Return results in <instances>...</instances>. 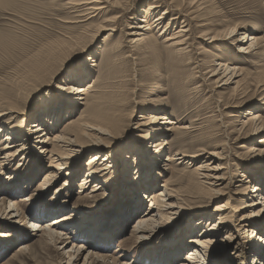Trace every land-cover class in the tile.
Listing matches in <instances>:
<instances>
[{"label":"rangeland","instance_id":"1","mask_svg":"<svg viewBox=\"0 0 264 264\" xmlns=\"http://www.w3.org/2000/svg\"><path fill=\"white\" fill-rule=\"evenodd\" d=\"M99 6V10H94ZM150 6L156 7L148 13L151 30L143 42L136 44L137 36L131 33L138 31L134 27L147 16ZM160 17L164 20L156 22ZM206 20L210 25L201 29ZM242 26L250 30L249 35L261 38L262 55L239 53L241 46L249 44L238 41L244 32ZM187 29V33L180 32ZM236 29L239 35L230 36ZM225 64L240 69L231 80L233 83L231 72L225 76L221 70L213 76V71ZM86 65L90 71L79 75L78 71ZM262 71L264 0H0V125L8 123L22 131L26 129L28 140L38 143L28 161L22 155L13 156L15 152L11 151L8 164L0 166V182L10 186L14 183L11 190L0 191V264H69V250L85 241L74 239L76 232L70 231L65 245L51 244L48 235L32 232L30 224L34 218H41L42 225L55 218H42L46 209L55 204L60 211L58 217L64 215L62 209H67L76 211L74 220L79 224L97 219L92 225L94 232L99 230L97 224L106 223L100 229L105 231L102 234L112 233L110 243L85 253L100 257L98 264H139L148 251L158 259L160 247L168 245L173 239L170 234H176L179 226L183 227L184 243L188 242L189 247L170 264L185 263L186 254L195 249L191 240L209 229L212 219L224 222L218 246L202 252L208 262H252L251 246L256 245L252 243L256 238L251 239L256 229L252 225L264 227V213L254 216L247 230L241 229V217L260 207H247L252 203L249 195L255 183L244 184L240 176L245 173L246 179L250 177L253 182L264 168V127L257 133L244 126L250 116L246 112H258L264 106V87L256 88ZM220 77H224L223 81ZM98 78L90 103L100 99V107L89 109V105H81L83 101L74 97L76 108L59 115V104L70 100L57 99L55 93L67 95L69 87L80 83L85 86ZM69 79L74 83L69 85ZM226 80L229 83L223 85ZM245 80L254 86L246 85ZM152 113L166 114L187 129L182 135L164 131L152 139V131L143 125L147 120H142V116ZM261 114L264 117V112ZM82 116L88 123L102 122L108 127L104 128L107 135L101 144H80L65 159L45 152V146L52 149L51 143L42 144L31 127L37 121L35 117L46 119L47 133L54 139L62 131L75 130L77 124L75 128L68 125L73 120L80 122ZM52 117L54 122L49 120ZM163 136L171 143L161 156L158 154L159 159L150 154L141 162L143 157L138 159L136 148L153 151L151 146L166 138ZM3 142L4 139L0 141V155L6 152L2 150ZM252 148L256 150L251 151ZM98 152L103 158L110 156L105 163L111 166L109 173L99 178V187L103 188L93 193L94 183L85 186L82 182L87 169H97L90 162ZM183 153L200 157L196 161L188 158L185 162H167ZM149 161L158 162L161 167L153 172L155 184L147 187L150 174L144 164ZM203 162L220 167V181L215 188L220 194H210L196 178L194 170ZM77 166L84 171L73 177L69 196L65 190L59 194L62 197L55 199L56 190L71 179L65 175ZM35 169L39 170L34 172ZM48 172L57 178L49 188L42 183ZM10 176L21 180L12 181ZM124 182L130 183L128 190ZM240 184L244 187H237ZM165 185L179 204V216L174 222L161 218L159 232L152 234L150 240L139 238L134 226L148 210L155 193L165 190ZM135 194L143 203L139 209L132 206ZM26 195L30 200L19 201L25 200ZM13 203L18 205L21 217H10L7 212ZM222 205L227 206L218 211L216 208ZM122 211H126L123 230L108 231L111 227L117 230L113 226L116 223H111ZM205 214L212 219L206 218L201 230L193 234V223ZM180 222L184 223L179 225ZM62 230L58 229V233ZM261 238H257L258 242ZM260 247L264 250L262 239Z\"/></svg>","mask_w":264,"mask_h":264},{"label":"bare ground","instance_id":"2","mask_svg":"<svg viewBox=\"0 0 264 264\" xmlns=\"http://www.w3.org/2000/svg\"><path fill=\"white\" fill-rule=\"evenodd\" d=\"M96 8V7H95ZM99 8H101L100 6L94 10H99ZM91 9V8H90ZM156 9V7H152L150 6L149 10L147 11V16L144 17L143 19L139 20V25L134 27L135 29H137L138 31H135L133 33H131L132 35L137 36V38L134 39V43H141L145 40V34L151 30V23H150V17L149 16V12H152ZM93 13V11H92ZM167 13V12H166ZM151 14V13H150ZM220 14V12H219ZM167 15V14H166ZM163 21L164 18L160 17L159 19H157L156 22H160ZM208 20L203 22V26H201V29H204L206 27H208L210 24H208L207 22ZM155 22V24H156ZM172 22V21H171ZM162 23V22H161ZM207 23V24H206ZM172 24V23H171ZM186 24V23H185ZM158 25V24H157ZM161 26V25H160ZM186 26V25H185ZM153 27V26H152ZM184 28V26H183ZM188 28V27H187ZM158 29V28H157ZM167 29V28H166ZM185 29V28H184ZM242 30L244 31L241 35H240V39L238 41H240L239 43L243 44V43H248L247 47H240L238 49L239 53L241 54H248V55H262L259 53V50L261 49L260 45H261V38H259L257 35L255 34H248V32L250 30H248L246 27L242 26ZM189 30H182L180 31L181 33L184 34L187 33ZM237 29L230 33V36H234L235 34L239 35V33H236ZM161 34V33H160ZM207 34V33H206ZM160 37V36H159ZM236 37V36H234ZM238 37V36H237ZM174 39V38H173ZM168 40V39H167ZM170 41L172 40V38L169 39ZM168 40V41H169ZM214 41V40H213ZM180 45V44H179ZM94 62V61H92ZM95 64H92V66H94ZM96 66V65H95ZM224 71L223 74L226 76V74L230 73L232 74L230 81L233 79V77H236V75L240 72V69H238L236 66L230 67L228 65H221L220 69L213 71V76H217L218 72L220 71ZM90 70L87 68V65L83 68H81V70L78 71V74H86L88 73ZM224 77H220L219 80L223 81ZM248 80H245V83ZM226 83H229L227 80L225 81V83L223 85H226ZM230 83H233V81H231ZM99 84V78L96 79L94 82H90L88 84H86L85 86H80L79 85H73L71 87H69L70 91L68 92L67 95H72V97L76 98L78 101H83V103H81V105H89V109L95 108V107H100L102 104V100L100 99H96L94 102L90 101L93 99V96L90 94H92L95 89L97 88V85ZM238 84V83H237ZM246 85L249 86H254L250 83H246ZM262 87H264V71L260 72V76L258 77V81L256 82V88L257 89H261ZM73 89H75V91L73 92ZM73 98L68 101L67 104H62L60 103V110L59 112L62 113H57L59 115H62L63 113H68V112H72L73 109L76 108L75 103L73 102ZM89 98V100H88ZM85 102V103H84ZM89 104H86V103ZM88 109V110H89ZM102 111V110H101ZM262 112H264V106L260 107L258 112H252V111H247L246 113H249V117H247V121L245 122L244 126H249L250 129H256L257 133H259L262 128L264 127V117L262 116ZM84 115L85 112H82ZM55 117L57 119H59V116ZM108 117V115L106 116V118ZM39 117H35L34 119H36L37 121L31 125V127L33 128V132H35V134H39V138L42 139V144H48L51 143L50 145L52 146V149H48L47 146H45L44 151L49 153L50 156H58L60 158L63 157V159H65L69 154H74V151L76 150L77 146H79L80 144H101L99 142H103V136H106L107 134L104 131V128H108V127H104V125H102L103 123L100 122L99 120H97L95 122V124L93 123H88L84 121L83 116L79 119L80 122L76 123V120H73L72 122H70V124L68 126H73L72 128H75V124H77V128H75V130H66V131H62L61 134H57L55 136L54 139H51L49 134L47 133V128L45 125V121L41 120L40 118L37 119ZM50 121H55V119L49 118ZM142 120H147L146 124H143L147 127H149V129L152 131L153 135H152V139L156 138L159 135H163L164 131H170V132H176L178 134H183V130H186L187 127H180V122L176 119H172V118H168L166 114H160V113H152V114H148V115H144L142 116ZM244 123V122H243ZM54 124V123H53ZM164 125L165 127H167V129H164ZM189 129V128H188ZM28 130L26 132L20 130V127L18 126H13L11 124L5 123V124H1L0 125V139H4V148L2 150H5L6 152L0 155V166H2L3 164H8V156H10L11 151L15 152V154L13 156L16 155H22L23 159H25L26 161H28V159H31V155L33 153H35V149L38 148V143L37 142H31L28 140V136H27ZM256 133V134H257ZM4 136H6L4 138ZM102 136V137H101ZM164 138L166 136H163ZM45 138V139H44ZM2 139L0 141H2ZM94 140H99L97 143L94 142ZM52 142H55V144L53 145ZM171 143V141H169V139L166 137L165 139L159 140L157 142H155L152 146L151 149H153V151L147 150V149H140V148H136L137 149V153L139 154V158L140 157L143 159L141 160V162H144L147 158H150V154H153L154 156L157 157V159H159V157L163 154V151L165 150L166 145H169ZM36 144V145H34ZM49 145V147H51ZM100 146V145H99ZM104 146V145H102ZM144 146V145H143ZM255 147V146H253ZM129 149V148H128ZM49 150V151H48ZM256 148H252L251 151H255ZM101 152H98L97 154H95L94 156L91 157V166L94 164L93 167L97 166V169H87V173L85 174V179L82 182V185L88 186L89 184H93L94 183V189H91V192H96L101 190L102 188L99 187L100 183H102V181L99 180V178H102L103 176H106L109 172L107 170H109L110 168V164H106L105 162L107 160H109L110 156H105L103 158V156L101 155ZM131 154V153H130ZM135 154V153H134ZM158 154H160V156H158ZM5 155V156H2ZM153 156V157H154ZM176 156H178V158H176ZM259 156V155H258ZM199 155H188L186 153L183 154H176L174 156H172L171 158H168L167 162H173V161H183L185 162L188 158L191 160H198L199 159ZM194 158V159H193ZM3 159V160H1ZM135 159V158H134ZM154 159V158H153ZM155 158V160H157ZM105 160V161H104ZM137 160V159H136ZM137 163L139 162V160L136 161ZM39 165V163H37ZM183 164V163H182ZM147 166L146 170H149V182H148V186H152L155 184V174L153 172H155L156 170L160 169V164L157 163H152L151 161H149V163L144 164ZM211 163H201L200 165L197 166V168L194 170V174L196 176V178L200 181V184H202L203 186H205L206 188H208L211 193L213 195H217L220 194L221 192L216 191L215 188L218 187V182L220 181V177L218 176L217 172L218 170H220V167H210ZM40 166V165H39ZM149 166V168H148ZM90 167V166H89ZM59 169V168H58ZM62 169V168H61ZM36 170L39 169H35L34 172ZM71 170H73V172L67 173L65 175V177H71V179H67L63 182V186H61L60 188H58L55 192V196L54 198L56 199L58 196L60 198V196L62 197V194L59 195L60 193L64 192L65 190L67 191L66 193V197L69 196L70 193V187L72 186V179L74 176L79 175L82 171L80 166H77L75 168H72ZM147 173V174H148ZM46 177L43 180V184H45L48 188L57 181L56 176L52 175V173L48 172L45 174ZM258 176L256 178H253V182H252V178H247V175L244 173L242 174L241 177V182L244 184H250V183H255V186L253 187V190L251 192V194L249 195L250 199L252 200V203L250 205H247V207H249V209H252L254 207H260L257 211L256 210H252V211H256L255 213H250L248 215L242 216L241 217V229H245L247 230L248 226L254 222L253 217L257 216V215H261L262 213H264V168L260 169L259 174H257ZM10 180H14L19 182V180H21V178L19 177L18 179L16 178H12L11 176L8 178ZM30 181L27 182V184H29ZM0 191L1 192H6L9 191L10 187L14 184H12L11 186L7 183L2 184L0 182ZM97 184V185H96ZM124 184H126V182H124ZM130 183L126 184L125 189L128 190V186ZM244 184H240L237 187H244ZM13 187V186H12ZM28 187V186H27ZM44 187V185H43ZM99 187V188H98ZM15 188V187H14ZM165 190H160L158 192H156L155 194H157L156 196H154L152 198V200L150 201V206L148 208V210L140 216V218L138 219V223L137 225L134 226V231L135 234L139 237V238H144V239H149L150 240V236H152V234H155L157 231L159 232V228H157L158 224L161 225L160 223L162 222L163 217H167V219L169 220V222H174L180 213V209H179V204L178 202H176L174 199L175 197H173V195H171L170 193H168L167 191V185L164 186ZM16 189V188H15ZM130 189V188H129ZM11 190V189H10ZM130 191V190H129ZM207 191V190H206ZM128 192V191H127ZM81 193V192H80ZM85 192H83L82 194H84ZM159 193V194H158ZM131 195V192L129 194V196ZM153 195V194H152ZM29 196L26 195L24 196L23 199L25 200H19L21 202H25L30 200V198H28ZM64 197V196H63ZM58 198V199H59ZM256 199L258 201H256ZM56 201V200H55ZM131 202H133V207H135L136 209L141 208L142 206V200H140L137 195L135 194V197L131 200ZM15 203V202H14ZM9 205V211L11 215L10 217H21V213L20 210L18 208V205L15 204ZM57 203V202H56ZM130 204V203H129ZM54 207L50 210L46 209V213L42 214L43 217L45 219H49L51 217H55L49 221H47L46 223H44L43 225L40 224L41 218H34L30 221L31 224V228H32V232H36L38 233H45L46 235L49 236V241L52 244H56V245H65L68 241V237H66L67 234L70 235V231L76 232L75 235L73 236L74 239H82L85 242H83L80 246L77 247H73L71 251V259L69 264H80L82 262V264H98L100 262V257H95L92 256L90 254H85L86 252H90V250L92 249V247H98V246H107L113 235L112 233H104L102 234L104 229H100V228H105L106 227V223L104 221H101L99 224H97V226L99 225V230H97L96 232L93 231V228L97 221L93 220L94 222L91 223H84V224H79L78 220H74L75 218H77V216H74L76 213V211L73 210H67L65 209L62 212L64 213V215L59 216V212L57 209V204L53 205ZM225 206L227 205H222L217 207L216 209L218 211L222 210L223 208H225ZM261 212V213H260ZM124 213H126V211H122L121 214L119 216H116L115 218H113L112 221V225L114 227L117 228V230L113 227L108 228V231H117V232H121L124 228V226L122 227V224L124 222ZM78 214V213H77ZM128 214V211H127ZM221 213H219L220 215ZM57 215V216H56ZM116 215V214H115ZM74 217V218H73ZM202 217V216H201ZM208 218L209 220H211L212 218L210 216H207L206 214L203 215V217L198 221V222H194V228H193V234L196 235V231L195 230H201L200 226H202L204 220ZM164 219V218H163ZM252 219V220H251ZM106 220V219H105ZM72 223H68L71 222ZM90 221V220H89ZM223 221V220H222ZM219 221L216 222L215 219H212V222L209 223L210 227L209 229H206L205 231H201L203 232V234H198L197 237H195L194 239L191 240L192 244H195V249L189 251L186 255V259H185V263H179V264H211L208 262L209 259H206V256L203 255L202 252H208L207 250L210 249L212 246H218V242L220 241V235L223 232V222ZM85 222V221H83ZM185 222V221H184ZM184 222H180V224L184 223ZM79 224V225H78ZM111 224H109V227L111 226ZM263 225H252V227H256V229H254L253 231V235L251 236L252 238H256L255 241H253V244H256L255 246H251V250L253 249V253L252 256H254L252 262H250L249 264H254V261L259 262V264H264V250H262V248L260 247V241L261 239L264 240V227H262ZM202 228V227H201ZM58 229H63L61 232L62 233H58ZM183 227L179 226L176 227V234H170L173 239L172 240H167L168 245H162L160 247V249L162 250L160 252V254L158 255V259L156 258H152L153 255H151V253H149L150 251H148L147 253L143 254L142 258H141V262H138L139 264H146L147 262L152 264H170L173 261L177 260L182 251H184L185 249H187L189 246L186 244V242L184 243L185 237H184V232H183ZM222 229V230H221ZM225 229V228H224ZM217 230H221L219 233L217 232ZM92 231V232H91ZM192 232V231H190ZM210 235L208 237H205L204 235ZM263 236V238H261L258 242V237L259 236ZM203 237V238H200ZM186 241V240H185ZM251 243V244H252ZM185 244V245H184ZM23 248V247H22ZM236 249V248H235ZM153 250V249H152ZM151 250V251H152ZM155 250V249H154ZM160 251V250H159ZM158 252V251H157ZM208 254V253H207ZM213 254V253H211ZM155 257V256H153ZM219 258V257H218ZM230 264H237L236 262H234L233 260H231Z\"/></svg>","mask_w":264,"mask_h":264},{"label":"snow or ice","instance_id":"3","mask_svg":"<svg viewBox=\"0 0 264 264\" xmlns=\"http://www.w3.org/2000/svg\"><path fill=\"white\" fill-rule=\"evenodd\" d=\"M69 67H71V66H69ZM65 74L67 75L68 74V69H66L65 70ZM74 83V81L73 80H71V79H69L68 80V84L69 85H71V84H73ZM75 91V89H73V92ZM55 96H56V98L57 99H63V100H71L73 97H72V95H65L63 92H59V93H55Z\"/></svg>","mask_w":264,"mask_h":264}]
</instances>
